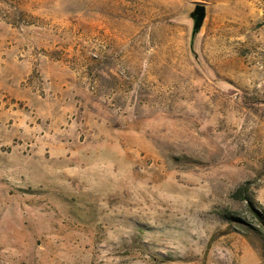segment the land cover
Instances as JSON below:
<instances>
[{
    "label": "rangeland",
    "instance_id": "rangeland-1",
    "mask_svg": "<svg viewBox=\"0 0 264 264\" xmlns=\"http://www.w3.org/2000/svg\"><path fill=\"white\" fill-rule=\"evenodd\" d=\"M0 264H264V0H0Z\"/></svg>",
    "mask_w": 264,
    "mask_h": 264
},
{
    "label": "water",
    "instance_id": "water-1",
    "mask_svg": "<svg viewBox=\"0 0 264 264\" xmlns=\"http://www.w3.org/2000/svg\"><path fill=\"white\" fill-rule=\"evenodd\" d=\"M192 16L194 18V28H193V32H192V43H193L195 36H196L197 32H199V30L201 29L204 18H205L204 7H199L198 10L195 11Z\"/></svg>",
    "mask_w": 264,
    "mask_h": 264
},
{
    "label": "trees",
    "instance_id": "trees-1",
    "mask_svg": "<svg viewBox=\"0 0 264 264\" xmlns=\"http://www.w3.org/2000/svg\"><path fill=\"white\" fill-rule=\"evenodd\" d=\"M254 232H256V234H260V233H258L256 230H255Z\"/></svg>",
    "mask_w": 264,
    "mask_h": 264
}]
</instances>
